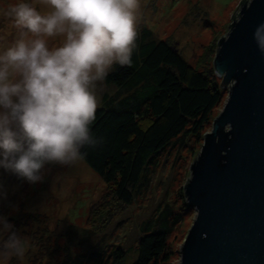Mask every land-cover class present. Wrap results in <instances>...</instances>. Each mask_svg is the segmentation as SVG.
Returning a JSON list of instances; mask_svg holds the SVG:
<instances>
[{"label": "rangeland", "instance_id": "obj_1", "mask_svg": "<svg viewBox=\"0 0 264 264\" xmlns=\"http://www.w3.org/2000/svg\"><path fill=\"white\" fill-rule=\"evenodd\" d=\"M241 1L140 0L137 33L146 31L152 39L169 42L187 63L202 73L213 74L220 82L213 59L219 41L239 17ZM16 2L0 0V9ZM17 35L11 20L0 13V50ZM134 90L119 92L114 85L98 84V108ZM228 91L229 86L223 87L222 99L202 135L178 136L154 156L130 205L113 211L98 230L91 228L90 211L106 194L109 198L112 194L82 159L73 165H45L43 180L35 183L0 166V217L7 218L13 230L28 242L22 259L13 257L0 260V264H119L115 254L118 249L123 251L122 263L134 264L139 239L145 232L158 229L163 216L170 226L169 256L164 264H178L180 246L193 221L184 191L191 177L190 166L198 158L204 136L228 98ZM104 94L107 99H103Z\"/></svg>", "mask_w": 264, "mask_h": 264}, {"label": "clouds", "instance_id": "obj_2", "mask_svg": "<svg viewBox=\"0 0 264 264\" xmlns=\"http://www.w3.org/2000/svg\"><path fill=\"white\" fill-rule=\"evenodd\" d=\"M139 9L140 0H17L0 9L18 33L0 50V166L35 183L45 165H73L100 142L91 132L97 85L114 65L132 66ZM255 38L264 51V25ZM27 247L0 217V260L22 259Z\"/></svg>", "mask_w": 264, "mask_h": 264}, {"label": "water", "instance_id": "obj_3", "mask_svg": "<svg viewBox=\"0 0 264 264\" xmlns=\"http://www.w3.org/2000/svg\"><path fill=\"white\" fill-rule=\"evenodd\" d=\"M213 59L228 98L191 164L193 221L178 264H264V0H249Z\"/></svg>", "mask_w": 264, "mask_h": 264}, {"label": "trees", "instance_id": "obj_4", "mask_svg": "<svg viewBox=\"0 0 264 264\" xmlns=\"http://www.w3.org/2000/svg\"><path fill=\"white\" fill-rule=\"evenodd\" d=\"M114 66L104 83L114 85L119 92L136 90L97 108L91 132L100 142L82 149V160L112 194L110 198L106 194L90 211L94 230L104 225L113 211L130 205L145 167L173 139L184 134L202 135L222 99L223 87L213 74L198 71L169 42L152 39L146 31L137 35L132 66ZM103 99H107L106 94ZM159 226L139 239L134 264L166 263L167 217H162ZM115 254L118 263L124 264L123 251L118 249Z\"/></svg>", "mask_w": 264, "mask_h": 264}]
</instances>
